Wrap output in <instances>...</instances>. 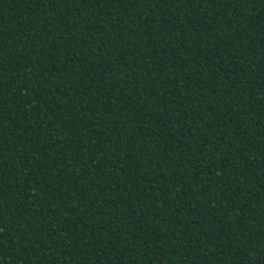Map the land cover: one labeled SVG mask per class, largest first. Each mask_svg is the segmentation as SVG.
<instances>
[{
  "label": "trees",
  "instance_id": "obj_1",
  "mask_svg": "<svg viewBox=\"0 0 264 264\" xmlns=\"http://www.w3.org/2000/svg\"><path fill=\"white\" fill-rule=\"evenodd\" d=\"M0 264H264V0H0Z\"/></svg>",
  "mask_w": 264,
  "mask_h": 264
}]
</instances>
